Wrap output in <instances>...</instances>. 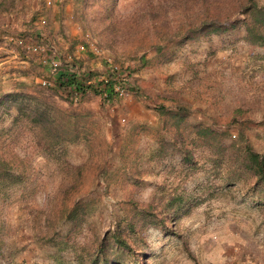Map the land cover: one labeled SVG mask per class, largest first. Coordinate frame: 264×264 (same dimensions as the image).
Instances as JSON below:
<instances>
[{"label": "trees", "instance_id": "16d2710c", "mask_svg": "<svg viewBox=\"0 0 264 264\" xmlns=\"http://www.w3.org/2000/svg\"><path fill=\"white\" fill-rule=\"evenodd\" d=\"M72 1V17L83 32L105 39L106 49L115 55L112 61L102 59L103 71L85 42L69 39L65 33L61 23L66 20L64 4L69 0H62L52 16L60 24L57 28L47 19L55 0H0V57H6L5 50L15 49L17 60L26 63L10 68L6 82L1 80L0 68V122L11 118L10 126L0 128V241L9 227L3 216L14 203L10 196L18 191L27 196L40 184L31 155L18 152L25 154L31 147V154L55 165L60 177L58 187L48 194L46 209L32 222L36 245L57 248L59 253L73 252L78 264H114L111 259L115 256L109 250L118 246L127 252L131 264H146L145 254L135 246L141 230L157 225L172 234L178 219L190 208L168 180L173 166L170 158L179 157L185 176L196 172L203 161L247 172L254 186L264 187V157L249 139L258 122L242 107L225 112L226 95H232L231 91L215 95L208 86L192 83L167 87L151 108L157 125L132 124L116 152L96 114L86 105L98 101L107 106L126 97L145 100L135 79L141 69L158 66L183 45L194 46L240 26L245 28L248 45L264 48V0H135L131 12L122 17L117 12L120 0ZM30 3H37L38 10L28 21ZM59 37L67 42L64 48L59 46ZM119 44L125 46L121 60L126 66H117L112 45ZM196 110L208 121L194 120ZM232 128L237 130L239 142L231 140L223 147ZM253 132L255 137L263 136L256 129ZM142 139L149 142L146 151L141 149ZM73 147L85 150L87 158L70 168L66 158L72 156ZM112 157L116 158L113 169L109 167ZM145 159L159 162L166 170L155 172L152 198L142 203L126 186L133 181L137 190L145 184ZM99 182L104 196L113 185L124 193L114 219L116 230L104 233L87 224L97 205L87 198ZM21 201V197L16 200ZM65 224L69 226L65 238H58V230ZM77 235H85L82 243L76 242Z\"/></svg>", "mask_w": 264, "mask_h": 264}, {"label": "rangeland", "instance_id": "374dc122", "mask_svg": "<svg viewBox=\"0 0 264 264\" xmlns=\"http://www.w3.org/2000/svg\"><path fill=\"white\" fill-rule=\"evenodd\" d=\"M61 1L55 0V6L47 17L55 28L60 24L52 16L58 13ZM120 1L117 12L118 16L122 17L130 8L133 9L132 3L135 0ZM72 4V0L64 4L68 9L66 20L61 23L65 33L69 39L76 38L79 43L85 42L87 51L92 53L100 71H103L105 66L102 59L112 61L115 55L106 49L105 39L96 38L89 31L83 32L72 17ZM26 10L27 20L34 19V13L38 10L37 3H30L29 10ZM91 28H96L94 23ZM245 35V28L240 26L234 32L212 37L206 42L194 46L183 45L175 50L172 58L161 60L158 66L141 69L135 79L144 93L143 101L126 97L107 106L99 105L98 101L88 103L86 106L96 114L98 121L103 125L104 136L115 151L119 149L126 130L132 124L157 125L158 121L151 108L157 104L156 96L162 95L165 88L176 89L186 83H192L208 86L215 95L224 91L233 93L226 95L225 112L230 113L236 107L250 112L251 117L258 122L255 129L263 136L255 137L254 129L249 133V139L264 157V48L248 45L244 40ZM58 41L60 47L66 46L65 40ZM124 48L121 44L112 45L113 51L118 55L119 67L126 66L127 63L121 60ZM5 51L6 57H0L3 82L8 79L10 68L26 65L25 62L17 60L19 56L15 49ZM45 71L49 73L48 68H45ZM29 81L30 78L27 82ZM35 81L41 82V79ZM181 98L190 101L186 95ZM194 120L208 121V118H204L201 112L196 110ZM10 123L11 118H7L0 122V128L8 127ZM229 134L231 137L221 143L223 147H228L231 140L239 142L236 129H230ZM148 146L149 142L142 139L141 149L146 151ZM30 148V152L25 154L18 152L21 156L31 155L32 168L39 173L40 184L34 191L29 190L27 196L22 197V191L16 192V196H10V202L14 203L8 207L6 216H3L9 227L5 238L0 241V264H78V258L73 252L59 253L57 248L36 245L37 232H33L32 222L46 209L48 194L58 187L60 177L55 171V165L46 164L43 159L33 156ZM70 151L72 156L66 158L68 167L82 165L87 158L85 150L73 147ZM112 159L114 160L110 162L109 167L114 168L111 165L115 164L116 158ZM170 160L173 166L168 180L176 193L185 198L186 208H190L178 219L172 234L157 225L141 230L139 239L135 240V246L145 254L146 264H202L200 261L213 264L221 253L234 252L236 249L243 251V256L240 259L224 260L221 264H264V187L254 186V179L247 172L235 168L227 169L226 165L217 168L203 161L196 172L185 176L179 157L174 156ZM142 170L148 173L144 178L145 184L135 190L133 181H130L126 190L134 192L133 198L137 202L147 203L152 198L154 183L157 181L155 172L166 169L159 162L149 163L145 159ZM119 187L113 185L109 195L104 196L103 185L99 182L87 198L89 203L97 202L87 224L95 225L99 233L116 230L114 219L119 213V202L124 198V193ZM20 197L22 201L17 203L16 200ZM8 204L9 202L5 208ZM68 228V225H63L58 230V238L64 239ZM84 236L77 235L76 242L82 243ZM109 253L115 256L111 259L114 264H131L129 255L120 247L115 246Z\"/></svg>", "mask_w": 264, "mask_h": 264}, {"label": "crops", "instance_id": "0c3cea01", "mask_svg": "<svg viewBox=\"0 0 264 264\" xmlns=\"http://www.w3.org/2000/svg\"><path fill=\"white\" fill-rule=\"evenodd\" d=\"M224 249L225 248H223V251H224ZM243 254H244L243 251L237 250V249L234 250V252L233 251H229V252L227 251L226 253L225 252L224 253H221V256L218 259H216L215 261H213L214 262L213 264H221V263L224 262V260H230L231 258L240 259L243 256ZM200 262L202 264L205 263V261H200ZM210 262H212V261H210Z\"/></svg>", "mask_w": 264, "mask_h": 264}, {"label": "built area", "instance_id": "2783aa9c", "mask_svg": "<svg viewBox=\"0 0 264 264\" xmlns=\"http://www.w3.org/2000/svg\"><path fill=\"white\" fill-rule=\"evenodd\" d=\"M34 51H36V49H34ZM44 62V61H43ZM53 65H55V61L52 60L51 62ZM237 264H256V263H251V262H244V263H237Z\"/></svg>", "mask_w": 264, "mask_h": 264}, {"label": "clouds", "instance_id": "9594fccd", "mask_svg": "<svg viewBox=\"0 0 264 264\" xmlns=\"http://www.w3.org/2000/svg\"><path fill=\"white\" fill-rule=\"evenodd\" d=\"M254 263L258 264L257 262H254Z\"/></svg>", "mask_w": 264, "mask_h": 264}]
</instances>
